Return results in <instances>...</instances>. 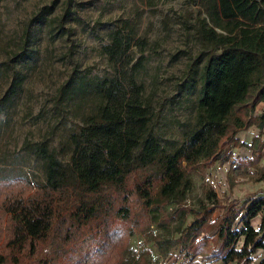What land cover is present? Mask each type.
<instances>
[{
  "label": "trees",
  "instance_id": "16d2710c",
  "mask_svg": "<svg viewBox=\"0 0 264 264\" xmlns=\"http://www.w3.org/2000/svg\"><path fill=\"white\" fill-rule=\"evenodd\" d=\"M190 1L197 7L192 28L201 51L187 78L200 89L195 125L184 144L169 150L156 135L138 81L146 57H133L134 47L143 53L146 44L125 22L102 49L113 76L71 79L55 97L60 107L86 86L98 101L71 132L69 162L60 161L45 140L35 146L46 165L45 182L0 176V264H68L72 248L88 239L100 264H151L148 250L128 262L136 232L161 255L178 246L187 258L204 262L253 264L264 250V188L242 204L221 200L214 190L188 203L193 175L218 162H231V188L235 172L264 183V111L255 114L264 103V0ZM72 4L67 0L55 21L63 36L73 34L66 27ZM28 36L25 30L23 52ZM252 127L259 134L251 143L237 137ZM242 148L251 156L233 160L232 150ZM257 217L259 228L252 225ZM82 258L73 264H97L88 253Z\"/></svg>",
  "mask_w": 264,
  "mask_h": 264
},
{
  "label": "rangeland",
  "instance_id": "374dc122",
  "mask_svg": "<svg viewBox=\"0 0 264 264\" xmlns=\"http://www.w3.org/2000/svg\"><path fill=\"white\" fill-rule=\"evenodd\" d=\"M66 1L3 0L0 5V176H27L35 184L45 182L46 165L35 153V146L45 140L60 161L69 162L71 132L98 101L86 86L79 87L60 107L55 106V97L71 79L86 77L93 82L113 76L114 69L102 49L110 34L125 22L134 30L136 40L146 44L143 53L139 46L134 47L133 57L134 62L142 54L146 57L138 81L144 86V101L150 106L152 124L162 145L169 150L183 145L186 132L195 125L200 86L192 89L187 73L201 45L192 28L197 7L190 0H73L74 15L66 25L73 34L63 36L55 21ZM25 30L29 36L23 52ZM258 134L259 130L252 127L237 137L249 144ZM232 152L233 160L252 154L244 148ZM230 165L218 162L194 174L188 203L193 205L214 190L219 199L242 204L248 195L264 188V183L249 181L239 172L230 178L235 183L231 188ZM95 247L88 239L72 248L68 264L82 261L86 253L100 264ZM147 250L151 264H209L201 258H187L178 246L161 255L153 242L137 232L131 238L128 262ZM48 251L46 247L45 253ZM257 253L255 261L261 258Z\"/></svg>",
  "mask_w": 264,
  "mask_h": 264
},
{
  "label": "crops",
  "instance_id": "0c3cea01",
  "mask_svg": "<svg viewBox=\"0 0 264 264\" xmlns=\"http://www.w3.org/2000/svg\"><path fill=\"white\" fill-rule=\"evenodd\" d=\"M256 110H257V111H256L257 114H261V113L264 111V103H260V104L257 106ZM260 224H261V218H260V217H257V218H255V219L252 220V225H253L255 228H259ZM258 252H259V253H257V254H258V256H260L261 258H260V260H258V259L256 258V261H254L253 264H259V263L261 262V260L264 258V250H260V251H258ZM207 263H209V264H222V263H216V262H207ZM233 264H237V263H233Z\"/></svg>",
  "mask_w": 264,
  "mask_h": 264
}]
</instances>
